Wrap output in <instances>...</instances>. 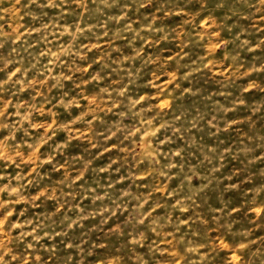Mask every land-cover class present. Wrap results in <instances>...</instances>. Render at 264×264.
<instances>
[{
    "label": "rangeland",
    "instance_id": "rangeland-1",
    "mask_svg": "<svg viewBox=\"0 0 264 264\" xmlns=\"http://www.w3.org/2000/svg\"><path fill=\"white\" fill-rule=\"evenodd\" d=\"M0 264H264V0H0Z\"/></svg>",
    "mask_w": 264,
    "mask_h": 264
}]
</instances>
